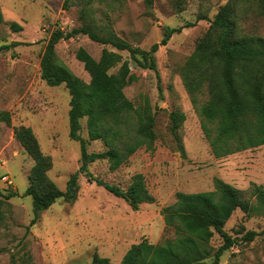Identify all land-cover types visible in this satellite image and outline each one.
Here are the masks:
<instances>
[{
  "label": "rangeland",
  "instance_id": "rangeland-1",
  "mask_svg": "<svg viewBox=\"0 0 264 264\" xmlns=\"http://www.w3.org/2000/svg\"><path fill=\"white\" fill-rule=\"evenodd\" d=\"M84 1L0 0V109L11 114V126L0 122V206L5 212L0 227V264H89L94 253L119 263L126 250L142 238L161 243L172 235L164 228L161 210L174 202L176 192L211 190L217 177L240 189L243 197L256 205L252 191L255 185L264 188V144L215 158L180 74L210 20L229 0H153L150 6L145 0L115 4L91 0L88 7L95 23L107 24L117 36L140 49L160 42L165 27H182L156 51L157 71L139 67L127 51L94 42L83 34L62 39L55 46L58 59L85 81L90 77L76 58L79 47L96 59L107 48L129 61L137 79L124 92L136 105L148 98L155 115L153 149L139 148L113 171L106 159L90 163V178L79 174L76 200L57 199L29 225L32 199L23 192L33 160L14 138L13 130L20 125L32 128L42 151L52 158L49 177L65 190L69 176L80 166V144L69 137L70 94L64 84L51 86L41 78L40 60L54 28L68 31L81 25ZM236 14L241 34L264 38V16L258 12L256 0L238 1ZM11 22L21 29L12 28ZM187 23L194 24L185 26ZM198 98L206 100L205 89ZM175 110L185 114L177 130L185 156L178 151L170 127V113ZM81 123L80 135L87 139L85 118ZM87 149L102 152L107 146L96 140L90 141ZM136 173L144 176L155 200L132 209L105 184L126 189ZM3 175L11 184L1 179ZM9 193L17 195L6 198ZM263 227L264 210L247 217L236 209L224 229L239 240L224 251L219 264H264V234L249 242L240 240L245 231ZM211 243L218 247L222 239L215 234Z\"/></svg>",
  "mask_w": 264,
  "mask_h": 264
},
{
  "label": "trees",
  "instance_id": "trees-1",
  "mask_svg": "<svg viewBox=\"0 0 264 264\" xmlns=\"http://www.w3.org/2000/svg\"><path fill=\"white\" fill-rule=\"evenodd\" d=\"M90 1H84L80 8L81 25L68 31L54 28L50 32L40 60L41 78L51 86L64 84L70 94L69 137L80 144V166L69 176L65 190L59 189L49 177L52 158L42 151L32 128L20 125L13 130L14 138L33 160L28 186L23 192L32 199L33 216L29 225L35 224L40 213L57 199L69 203L76 200L79 174L90 178V163L106 159L109 169L116 170L139 148L152 150L156 138L155 115L148 98L136 105L124 92V88L137 79L128 60H122L119 53L107 48H103L96 59L79 47L76 58L83 63L90 77L85 81L58 59L55 46L62 39L83 34L94 42L125 50L137 66L157 71L156 51L174 33L181 32L182 27H165L160 42L153 43L148 49H140L117 36L107 24L95 23L88 7ZM97 1L115 4L123 0ZM238 1L244 0H229L219 8L180 73L215 158L264 144V38L239 32ZM145 2L150 6L153 0ZM256 2L258 12L264 16V0ZM10 24L14 29H21L16 22ZM118 63L116 71H111ZM204 89L207 98L200 102L198 94ZM84 118L87 139L80 135ZM184 120L183 112L170 113L171 131L182 156H185V150L177 130ZM0 122L11 126L8 110L0 109ZM96 140H101L107 149L88 151L89 142ZM105 188L124 199L132 209L155 200L141 173L131 177L126 189L110 183H106ZM252 192L257 199L256 205L245 199L240 189L217 177L211 190L178 191L174 202L161 210L164 228L172 232L170 237L161 243L142 238L126 250L119 263L94 253L89 264H219L224 251L239 240L224 229L233 212L239 209L248 217L264 210V188L255 185ZM15 195L9 193L6 198ZM4 219L5 212L0 206V227ZM215 234L222 239L218 247L211 243ZM260 234H264V227L261 231H245L240 240L249 242Z\"/></svg>",
  "mask_w": 264,
  "mask_h": 264
},
{
  "label": "built area",
  "instance_id": "built-area-1",
  "mask_svg": "<svg viewBox=\"0 0 264 264\" xmlns=\"http://www.w3.org/2000/svg\"><path fill=\"white\" fill-rule=\"evenodd\" d=\"M4 182L11 184V180L9 179V177L7 175H3L1 178Z\"/></svg>",
  "mask_w": 264,
  "mask_h": 264
},
{
  "label": "water",
  "instance_id": "water-1",
  "mask_svg": "<svg viewBox=\"0 0 264 264\" xmlns=\"http://www.w3.org/2000/svg\"><path fill=\"white\" fill-rule=\"evenodd\" d=\"M100 184H102V182L100 181Z\"/></svg>",
  "mask_w": 264,
  "mask_h": 264
}]
</instances>
